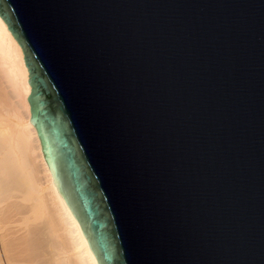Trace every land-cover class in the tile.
<instances>
[{"label":"water","instance_id":"obj_1","mask_svg":"<svg viewBox=\"0 0 264 264\" xmlns=\"http://www.w3.org/2000/svg\"><path fill=\"white\" fill-rule=\"evenodd\" d=\"M0 21L96 264H264V0H0Z\"/></svg>","mask_w":264,"mask_h":264},{"label":"bare ground","instance_id":"obj_2","mask_svg":"<svg viewBox=\"0 0 264 264\" xmlns=\"http://www.w3.org/2000/svg\"><path fill=\"white\" fill-rule=\"evenodd\" d=\"M16 41L0 21V264H96L29 123Z\"/></svg>","mask_w":264,"mask_h":264}]
</instances>
